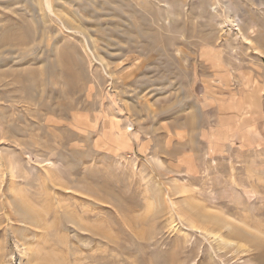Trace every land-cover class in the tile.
<instances>
[{"label": "rangeland", "instance_id": "obj_1", "mask_svg": "<svg viewBox=\"0 0 264 264\" xmlns=\"http://www.w3.org/2000/svg\"><path fill=\"white\" fill-rule=\"evenodd\" d=\"M49 2L0 0V264H264V0Z\"/></svg>", "mask_w": 264, "mask_h": 264}, {"label": "bare ground", "instance_id": "obj_2", "mask_svg": "<svg viewBox=\"0 0 264 264\" xmlns=\"http://www.w3.org/2000/svg\"><path fill=\"white\" fill-rule=\"evenodd\" d=\"M38 3H39V5H40V8L44 11V12H49V13H51V14H54V15H56V16H58L60 19H66V20H68V21H71L70 19H69V17L68 16H66V14L64 13V12H60L59 10V12H55V11H53L52 10V7H51V4H50V2H49V0H38ZM64 19V20H65ZM73 22V21H72ZM87 222V221H86ZM210 233V232H209ZM215 235H217V234H215ZM221 236H219V238H220ZM221 239L223 240V241H227L226 239H224L223 237H221ZM52 258H50V260H51ZM48 260V259H47ZM52 261V260H51Z\"/></svg>", "mask_w": 264, "mask_h": 264}]
</instances>
